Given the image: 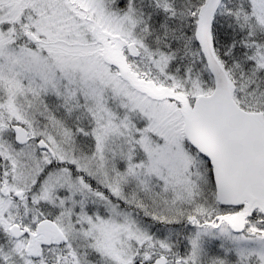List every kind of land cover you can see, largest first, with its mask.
<instances>
[{
  "label": "snow or ice",
  "instance_id": "obj_1",
  "mask_svg": "<svg viewBox=\"0 0 264 264\" xmlns=\"http://www.w3.org/2000/svg\"><path fill=\"white\" fill-rule=\"evenodd\" d=\"M0 264H264V0H0Z\"/></svg>",
  "mask_w": 264,
  "mask_h": 264
}]
</instances>
